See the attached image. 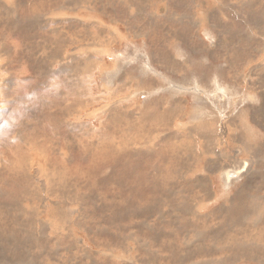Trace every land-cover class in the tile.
Returning <instances> with one entry per match:
<instances>
[{"label":"rangeland","instance_id":"374dc122","mask_svg":"<svg viewBox=\"0 0 264 264\" xmlns=\"http://www.w3.org/2000/svg\"><path fill=\"white\" fill-rule=\"evenodd\" d=\"M245 1L0 0V264H264Z\"/></svg>","mask_w":264,"mask_h":264},{"label":"bare ground","instance_id":"6f19581e","mask_svg":"<svg viewBox=\"0 0 264 264\" xmlns=\"http://www.w3.org/2000/svg\"><path fill=\"white\" fill-rule=\"evenodd\" d=\"M43 2H45V4L46 5H48L47 4V2L48 1H50V2H53V4H55V3H57L56 2V0H42ZM130 1V0H129ZM182 2V1H181ZM254 2V1H253ZM252 2V3H253ZM49 3V2H48ZM18 4V3H17ZM138 4H139V2H138ZM183 4V3H182ZM32 5V4H31ZM51 5V4H50ZM141 5V4H140ZM33 6V5H32ZM55 6V5H54ZM186 6V5H185ZM52 7H53V5H52ZM249 7H251V8H253L254 10H259V8H258V4H250L249 5ZM9 8V7H8ZM18 10V9H17ZM51 10V9H50ZM13 11V10H12ZM140 13V12H139ZM13 15V14H12ZM210 15V14H209ZM27 17H29V16H27ZM30 19V18H29ZM129 21V20H128ZM180 21V20H179ZM207 21V20H206ZM21 22H22V20H21ZM24 23V22H23ZM192 23V22H191ZM249 23H251V22H249ZM29 24H30V21H29ZM255 26V25H254ZM31 28V27H30ZM29 27L27 28L28 30L30 29ZM187 29V28H186ZM88 71V70H87ZM262 73V72H261ZM230 93V92H229ZM224 94V93H223ZM230 95V94H229ZM235 95V94H234ZM229 97V96H228ZM249 98V95H247L246 97H243L244 98V100L246 99V98ZM84 106V105H83ZM171 107V109L173 110V111H171L172 113L175 111V109H177L178 110V108H179V105L176 103H174L173 102V104L170 106ZM132 111V110H131ZM172 113H170L171 114V116H172ZM154 119V118H153ZM209 119V118H208ZM171 120V119H170ZM145 121V120H144ZM163 122V121H162ZM219 122V121H218ZM145 123V122H144ZM148 124V123H147ZM164 124V123H163ZM142 125V124H141ZM145 125V124H144ZM241 131V130H240ZM160 132V131H159ZM234 133V132H233ZM159 134V133H158ZM237 135V134H236ZM207 136V135H206ZM141 137V136H140ZM165 137V136H164ZM202 137H204L205 138V136H202ZM201 137V138H202ZM161 138V137H160ZM203 138V139H204ZM157 139H158V135H157ZM224 139V138H223ZM203 142V141H202ZM207 143V142H206ZM209 143V142H208ZM213 143V142H212ZM198 144V143H197ZM177 145V144H176ZM131 149V148H130ZM200 149V148H199ZM207 151L206 153H210V151H208L207 150V147H203V148H201V153H203L202 151ZM107 153V152H106ZM121 154H123V153H119V152H116L115 151V158L116 157H118L119 155H121ZM139 157V156H138ZM152 157H154V156H152ZM107 158L109 159V154L107 155ZM249 161V160H248ZM249 164L248 163H242V164H240V166L238 167V169H235V170H237V171H235V170H231L233 173H237L238 175V178L242 175V174H244V172L246 171V169L249 167L248 166ZM241 167V168H240ZM227 171V170H226ZM225 171V172H226ZM224 172V173H225ZM230 171L228 170L226 173H225V177H226V179H227V174L229 173ZM243 176V175H242ZM246 179V178H245ZM38 180V179H37ZM231 180V179H230ZM230 180L229 179H227L226 180V183L225 184H227V185H230ZM236 180H238V179H236ZM262 219V218H261ZM260 220V219H259ZM176 224V223H175ZM219 238H220V236H219ZM132 249V248H131Z\"/></svg>","mask_w":264,"mask_h":264},{"label":"crops","instance_id":"0c3cea01","mask_svg":"<svg viewBox=\"0 0 264 264\" xmlns=\"http://www.w3.org/2000/svg\"><path fill=\"white\" fill-rule=\"evenodd\" d=\"M247 1H249V0H247ZM247 1H245V2H247ZM235 4L236 3H231V2H228V5H232V6H235ZM219 5H220V3H219ZM234 13H235V11H234ZM236 14V13H235ZM237 15V14H236ZM238 17H242V18H244L247 22H250L251 21V17L249 16V17H247L246 15H237ZM262 19V18H261ZM189 20V22H191L192 21V19H188ZM218 25H219V23L221 22V20H219V17H217V19H215L214 20ZM249 24V23H248ZM249 27H250V25H249ZM231 36H235L236 38H235V41H234V44H236V45H233V47L236 49V51L238 52H242L241 51V49H242V43H240L239 41H237V40H239V39H241L242 38V36H241V34H239V33H236L235 34V32H232V35ZM249 49V48H248ZM175 104H176V102H175Z\"/></svg>","mask_w":264,"mask_h":264},{"label":"water","instance_id":"95a60500","mask_svg":"<svg viewBox=\"0 0 264 264\" xmlns=\"http://www.w3.org/2000/svg\"><path fill=\"white\" fill-rule=\"evenodd\" d=\"M229 174H231V177H229ZM237 173H233L232 171H230L228 174H227V179H231V178H234V179H237L238 176Z\"/></svg>","mask_w":264,"mask_h":264}]
</instances>
